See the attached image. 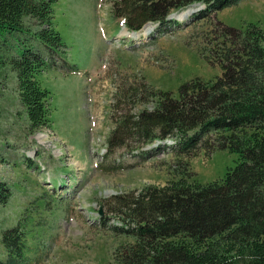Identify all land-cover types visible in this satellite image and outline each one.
Instances as JSON below:
<instances>
[{"label":"rangeland","instance_id":"rangeland-1","mask_svg":"<svg viewBox=\"0 0 264 264\" xmlns=\"http://www.w3.org/2000/svg\"><path fill=\"white\" fill-rule=\"evenodd\" d=\"M119 1L56 2L54 26L67 57L65 63L55 57V68L39 78L50 92L47 127L30 129L13 73L0 72V182L10 190L0 206V238L22 227L29 264H109L118 246L134 241L116 228L122 224L116 197L164 185L175 145L126 158L138 148L137 137L117 134L109 149L110 134L121 120L153 111L157 93L178 97L185 82L220 76L218 50L237 33L225 30L264 28V0H241L204 18L198 14L206 7L192 3L172 9L161 27L147 23L128 31L113 17ZM235 163L236 155L226 150H202L189 159V169L197 182L208 183L222 180ZM6 257L0 242V261Z\"/></svg>","mask_w":264,"mask_h":264},{"label":"trees","instance_id":"trees-1","mask_svg":"<svg viewBox=\"0 0 264 264\" xmlns=\"http://www.w3.org/2000/svg\"><path fill=\"white\" fill-rule=\"evenodd\" d=\"M57 1L0 0V72L13 73L32 131L51 121L50 92L39 78L55 68V57L63 63L67 57L54 26ZM239 1L120 0L113 17L138 31L149 22L163 26L172 9L192 3L206 7L198 14L204 18ZM225 31L237 33L229 47L223 43L218 50L220 76L185 82L178 97L157 93L153 111L121 120L108 138L109 149L120 133L137 137L140 145L168 136L177 140L172 175L164 185L116 197L118 231L134 241L118 246L109 264H264V28L251 24ZM215 149L235 154V166L220 181L197 182L189 159ZM9 195L0 182V206ZM0 242L7 251L0 264H29L22 227L1 235Z\"/></svg>","mask_w":264,"mask_h":264},{"label":"bare ground","instance_id":"bare-ground-1","mask_svg":"<svg viewBox=\"0 0 264 264\" xmlns=\"http://www.w3.org/2000/svg\"><path fill=\"white\" fill-rule=\"evenodd\" d=\"M188 14H189V13L186 12V13H184V14L177 15V17L180 18V19H182V18H185ZM150 29H151V27H149V26L146 27L145 32H146V33H149V32H150ZM124 33H125V32L123 31L122 34H124ZM136 37H137V35H134V36H133V38H136Z\"/></svg>","mask_w":264,"mask_h":264}]
</instances>
